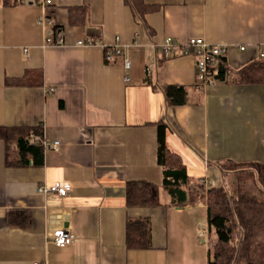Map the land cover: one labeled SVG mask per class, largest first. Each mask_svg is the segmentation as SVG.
Segmentation results:
<instances>
[{
	"label": "crops",
	"instance_id": "1",
	"mask_svg": "<svg viewBox=\"0 0 264 264\" xmlns=\"http://www.w3.org/2000/svg\"><path fill=\"white\" fill-rule=\"evenodd\" d=\"M42 1L0 0V126L38 127L30 137L60 143L44 149L42 165H15L16 144L0 139V264H208L211 244L199 232L207 202L198 188L227 185L221 162L264 163V85L229 73L200 90L197 58L166 55L162 44L202 38L228 46L226 63L237 71L264 57V0H145L157 9L142 20L125 0H51L47 26L39 23ZM47 31L54 40L63 32L65 43L45 44ZM90 38L97 44L77 45ZM118 38L125 53L108 61ZM29 73L42 82L32 84ZM165 85L187 88V103L169 106ZM160 120L198 198L177 206L163 189L162 206L128 207L129 181H162ZM56 182L70 184L69 194L37 190ZM16 211L31 215L30 226ZM52 218L65 219L75 243L48 240ZM131 218L150 220L151 249L127 248Z\"/></svg>",
	"mask_w": 264,
	"mask_h": 264
},
{
	"label": "trees",
	"instance_id": "2",
	"mask_svg": "<svg viewBox=\"0 0 264 264\" xmlns=\"http://www.w3.org/2000/svg\"><path fill=\"white\" fill-rule=\"evenodd\" d=\"M23 0H3L5 6L16 5ZM38 1V0H30ZM136 16L142 20L157 9V5L145 0H125ZM85 14L83 7H74L71 12ZM51 16V14H50ZM73 23L74 20H73ZM58 32V31H57ZM108 51V49H107ZM184 55V53H182ZM180 53L172 56L182 55ZM229 73H234L236 82L247 85H264V57L237 71L229 70L225 56L220 59L217 71L219 81L227 80ZM27 75L32 84L42 82L37 73ZM33 77V78H32ZM198 89L203 86L197 83ZM164 93L169 106L184 105L188 100V89L179 85H165ZM156 126V161L162 168L160 184L147 180H131L127 183L126 198L128 207L162 206L163 189L172 198L175 205L195 203L198 193L189 188L190 177L182 158L168 147L167 133L169 125L160 120ZM38 127H5L0 126V139L7 146L15 143L19 157L17 164H29L30 158L35 165L44 163V148L31 140V133H40ZM225 178H236L238 187L233 189L226 184L213 186L202 191L206 196L210 239L208 264H264V163H237L231 160L219 163ZM252 182L261 197L251 193L241 184ZM235 183V182H234ZM190 196V197H189ZM187 198L188 201H187ZM24 226H30L31 215L24 211ZM12 221V220H11ZM14 224V221H12ZM18 224L22 222L18 221ZM126 245L128 249L147 250L152 248L150 220L146 218L128 219L126 222Z\"/></svg>",
	"mask_w": 264,
	"mask_h": 264
},
{
	"label": "built area",
	"instance_id": "3",
	"mask_svg": "<svg viewBox=\"0 0 264 264\" xmlns=\"http://www.w3.org/2000/svg\"><path fill=\"white\" fill-rule=\"evenodd\" d=\"M28 2L29 0H24ZM51 0H43L42 6L44 8L43 15L39 18V23L47 26L52 24L48 16V12L46 8L51 5ZM48 37L46 38L47 45L58 44L63 45L65 43V36L63 32H60L58 40H54L51 35H53L52 31H47ZM120 38H118V44L112 48H106V59L111 61L113 59L114 54H124L125 46L120 42ZM97 44V41L93 38L87 40H78V46H93ZM108 49V51H107ZM162 49L166 53V55H173L177 53L184 54H193L197 58L198 63V83L201 86H209L213 85L216 82H219L217 78V71L219 67V62L222 57L225 56L228 50V46L225 45H213L208 43L202 38H192L185 43H181L175 39H166L162 44ZM245 47H241V50H244ZM125 68L129 69L131 66L130 60L125 57L124 58ZM127 80L129 78L127 77ZM31 140L33 142L39 143L45 150L47 149H57L60 145L58 141L50 142L46 138L41 135H32ZM37 190L40 193H57L61 197L69 194L71 190V185L63 182H56L52 185H39ZM65 219L60 218L58 220L52 218L50 220V224H52L48 233V240L51 241L58 247H66L75 243L76 235L74 232L65 224ZM205 229H202V232ZM201 232V236L203 237ZM205 240V239H204Z\"/></svg>",
	"mask_w": 264,
	"mask_h": 264
},
{
	"label": "rangeland",
	"instance_id": "4",
	"mask_svg": "<svg viewBox=\"0 0 264 264\" xmlns=\"http://www.w3.org/2000/svg\"><path fill=\"white\" fill-rule=\"evenodd\" d=\"M235 182V183H234ZM239 183L237 182L236 178H230L227 180V186L230 188H237ZM240 186L245 187L247 190H249L251 193L256 194L261 197L260 193H258L255 185L252 182H249L247 185L241 184ZM202 228L200 229L199 232H202V229H205V231L202 232L203 237L201 236L202 239L208 240L210 242V239H214V235L209 236V227L207 225V220L204 219L202 220ZM210 238V239H209Z\"/></svg>",
	"mask_w": 264,
	"mask_h": 264
}]
</instances>
